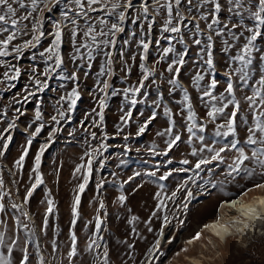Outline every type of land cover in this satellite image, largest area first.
<instances>
[{
  "label": "rangeland",
  "instance_id": "obj_1",
  "mask_svg": "<svg viewBox=\"0 0 264 264\" xmlns=\"http://www.w3.org/2000/svg\"><path fill=\"white\" fill-rule=\"evenodd\" d=\"M28 2L25 0V3ZM141 2L133 0L134 7L126 11L123 22L117 20L118 12L123 8L117 9L116 15L97 11L89 12L85 17L78 14L76 6L69 0H59L58 5H50L51 11L41 4L39 7L43 11L33 14L41 20L40 30L45 33L42 37L45 40L39 48L22 51L25 42L32 38L31 22L23 21L27 29L22 28V33L30 32V35L22 37L25 34H18L8 46L9 55L0 56L3 62L0 63V132L7 128L8 123L15 124V128L4 133L5 137L11 135L12 140L4 155L0 156V178L4 181L2 191L5 193L0 199V204L4 205V210L0 211V233H4L5 237V243L0 245V254L11 264H20L25 247L29 253V264H41V257L43 264H104L105 259L107 264H147L149 249L161 236L162 227L165 229L161 236L164 241L158 250L159 258L153 264H194L195 261L203 264H264V222L252 225L247 234H230L224 240L214 237L205 227L220 217V206L225 199L243 197L249 201L255 195H264V187H256L264 185V174H261L264 169L253 161H246L249 169H255L252 176L244 172L228 175V165L238 155L236 149L221 153L222 161H212L202 165L200 170L195 169L199 159H211L214 155L210 149L218 150L230 144L233 138L240 141L238 149L251 155L253 146L247 145L245 140L247 128L253 126L254 120L245 96L253 94L254 87L259 86L257 81L264 75V59H261L264 56V25L260 29L262 35L253 42V51L248 57L252 63L244 64L234 58L242 54L243 46L252 34L248 29L255 28L256 21L251 13L258 10V0H192L191 11L187 0H182L179 11L186 18L182 22L176 17V6L172 0L173 25L180 23L179 33L164 31L166 8L161 7L157 12L153 3L155 0H148L149 13L145 19L140 11ZM166 2L160 0L162 5ZM216 3L220 4L219 11L215 10ZM13 6L18 16L25 14L18 5ZM94 7L99 8V5ZM65 11L69 12L67 19L63 16ZM101 18L107 24H100ZM73 20L75 24L71 23ZM58 22L63 29L60 46L63 63L55 72L48 71L45 76L47 66L54 61H48V54L42 56L41 53L51 44L53 36L50 33H54V25ZM114 22L124 29L116 33L114 47L102 43L92 45L90 38L83 35L89 25H94L97 32H108ZM209 24L212 28L208 27ZM74 28L77 31L75 38L71 35ZM6 35H0V39ZM109 38L97 36L98 41ZM141 40L149 43L147 53L143 51ZM197 40L199 44L195 43ZM81 43L91 46L80 48V54H77L75 48ZM16 47L20 48V52L13 51ZM165 48L173 51L165 55ZM209 50L212 68L206 63ZM109 51L112 52V64L107 66L105 53ZM179 54L184 58L179 74L169 72L168 65L179 59ZM142 55L145 57L143 60ZM141 63L152 70L142 87L139 84L142 79ZM102 66L110 67L112 75H99ZM16 68L20 69L16 79L5 77V72L15 76ZM237 68L247 73V85L239 79L241 73L235 71ZM73 72L78 79L70 78ZM197 73L205 77L199 82V87L192 82ZM174 75L177 76V84H170ZM229 77L234 84L235 99L239 102L237 136L216 137V125L224 123L234 106L229 105L224 115L212 121L206 116L209 108L201 97L203 91L208 90L217 97L231 98L225 91ZM212 79L217 81L214 89L210 87ZM36 80H40L41 84L37 85ZM105 80L109 87L102 92ZM137 87H140L139 92H125V89ZM39 88L43 90L38 91ZM73 88L79 91L80 98L69 111L67 96ZM184 90H187L197 113V123L204 125V131L196 128L189 133L186 130L189 122L185 118ZM100 98H105L107 105L102 122L97 115ZM226 99L217 106H221ZM203 101L208 105L213 103L207 97ZM165 109L170 110L168 114ZM37 111L41 113L40 120H36ZM61 111L65 113L62 119L58 115ZM153 112L156 116L149 121ZM52 116H56L59 122L52 121ZM145 122V132L137 135ZM40 124L44 127L33 139L23 168H17L15 161ZM169 127L173 128L171 134H158L165 133ZM53 128L56 131L49 137ZM92 132L96 133L95 138L91 136ZM175 134L181 135V141L169 150L167 142ZM201 136L203 140L199 138ZM101 143L107 148H100ZM2 144L0 140V150H3ZM44 144L48 145L40 164L44 183L24 203V195L33 183L29 177L34 175L35 156ZM204 145H208L209 149L192 154L193 148L199 149ZM93 149H97L93 172L81 194L76 226L71 229V206L84 170L76 175L74 172L77 165L86 163L85 152ZM81 157H84L83 161ZM100 160L104 161L103 166ZM152 172L156 175H150ZM167 172L171 175L160 180L159 177ZM101 181L102 186L98 188ZM186 181L187 189L192 192V197L187 200L186 190L178 191ZM46 189L50 190V196L46 197ZM173 192L177 193L176 197L169 199ZM121 195L126 197L123 203L118 199ZM47 199L54 201V211L48 215L45 229L43 220L48 207ZM100 200L104 202L103 209L99 208ZM161 201L165 207L157 209ZM14 203L20 208H13ZM178 204H187V209L177 208ZM153 212H156L155 216ZM230 214L231 210L223 212L224 217L231 220ZM97 215L103 220L99 239L93 236ZM164 216L170 223L164 224ZM133 217L136 219L133 220ZM23 225H27V230ZM253 227H256L254 233ZM71 231L76 235L77 255L69 260ZM197 232L202 234L201 237L193 239ZM90 238L96 239L99 246L89 249ZM12 240L17 243L12 245ZM53 240L57 245L55 252ZM9 247L12 248L10 253ZM105 251L108 253L106 258L103 256Z\"/></svg>",
  "mask_w": 264,
  "mask_h": 264
},
{
  "label": "snow or ice",
  "instance_id": "obj_2",
  "mask_svg": "<svg viewBox=\"0 0 264 264\" xmlns=\"http://www.w3.org/2000/svg\"><path fill=\"white\" fill-rule=\"evenodd\" d=\"M205 2H207V0H205ZM69 3H73L76 6V9L78 11V14L83 15L85 17L88 16L89 12H97V11H104L106 13V15H116L117 14V9H121L123 8L124 10H121L118 12L117 15V20L119 22H123L126 18V11L132 7H134V3L133 0H123V3H121V0H115V2H110V0H69ZM175 6H176V17L179 18V21H184L186 18L181 14V12L179 11V6L182 3V0H174ZM187 3L189 5V11L192 10L191 5H192V0H187ZM14 4L18 5L19 9L23 10L25 12L24 15L22 16H18L17 15V9L13 6ZM43 4L44 9H47L48 11H51V7L50 5H58L59 4V0H29L28 3H25V0H12V2H10V0H0V35L7 33L6 37L3 39H0V56H8L9 52L7 51L8 46L10 45V43L12 41H14L17 37L18 34H26V33H22V28L27 29V25L23 24V21H30L32 24V27L30 29L31 33H32V38L28 41L25 42L24 47H35L36 44H39L41 41V38L45 35V33L40 30L42 27V22L41 20L37 19L33 14L38 12V11H43V9H41L39 6ZM155 10L158 12L159 9L161 7L166 8L167 11V19L164 22L163 28L164 31L167 32H171V33H179L181 31V26L180 23L178 22L176 25H173V11H174V7H173V2L172 0H167V2L165 4H160V0H155ZM95 5H99V8L94 7ZM87 6V8H86ZM258 10L254 11L251 13L253 19L256 21L255 24V28L254 29H248V31H250L252 34L251 36L248 38V41L246 44H244L243 49H242V54L237 55L234 59L239 60L241 62H243L244 64H251L252 61L251 59H249L248 57L251 56L252 51H253V42L257 40V38L259 36L262 35L260 29L261 26L264 25V0H258ZM220 9V4L216 3L215 4V10L219 11ZM141 14L144 16L145 19H147L148 13H149V6H148V0H142L141 2ZM63 16L65 19H67L69 17V12L65 11L63 13ZM204 18V17H201ZM71 23L75 24L76 21L73 20L71 21ZM100 24H107V21L103 18L100 19ZM55 27V31L54 33H50V35L53 36V39L51 41V44L49 45V47L44 49V52L41 53V55L43 56L45 53H47V60L48 61H54V64H49L47 66V69L44 73L45 76H47L48 71H52L55 72V70L57 68H60L62 63H63V59L60 53V46L62 43V36H63V30L60 26V23H56L54 25ZM209 28H212V24L208 25ZM124 29L122 27H120V24L118 22H114L111 24L108 32H97L96 28L94 25H89V27L87 28L86 31H84L83 35L85 37L90 38L91 40V44L92 45H99V44H103L105 46H110V47H114L115 45V35L117 32H122ZM38 33V34H37ZM71 35L73 38H75L77 36V31L75 30V28L72 30ZM97 36H109V39H104L102 41H98L97 40ZM209 40L212 39L211 36L208 37ZM33 41H35V43H33ZM73 43H75V40L73 39ZM195 43L199 44L200 41L197 40L195 41ZM140 44L142 45L143 51L144 53H147L148 49H149V43L145 42L144 40L140 41ZM91 45H89L88 43H81L78 47L75 48V52L77 54H80V48H84V47H90ZM212 45L209 44V49H211ZM13 51L15 52H20V48L16 47L13 49ZM164 54L167 55L168 53L172 52L173 49L171 48H165L164 50ZM89 56H91V52L88 53ZM105 57H106V65L110 66L112 64V52H106L105 53ZM75 59V57H73ZM81 58L82 55H81ZM145 57L142 55L141 59L143 60ZM261 59H264V56L261 57ZM0 63H3L2 61H0ZM207 65L209 68L213 67V60H212V54L211 51L209 50L208 52V59L206 61ZM184 64V58L182 54H179V59L173 60L171 64L168 65V71L169 72H174L176 74H179L180 72V66H182ZM173 65H178L176 67H173ZM88 67L91 68V64H88ZM140 68L142 70V79L139 81L140 87L143 86L144 81L147 80L149 78V76L151 75L152 70L148 69L147 67H145L144 63L140 64ZM15 71V76H9L7 72L4 73L5 77H7L8 79H16L19 75H20V69L16 68L14 69ZM236 72L241 73V75L239 76V79L241 81L244 82L245 85H247L248 83V79H247V73L244 72V70L242 68H237L235 69ZM88 73L86 72L85 75H87ZM99 75L104 76V75H112L111 69L110 67H105L102 66L100 69V73ZM72 79H78L77 74L75 72H73L71 74ZM205 77L203 75H201L200 73H197L195 75V77L193 78V84H195L197 87H199V82L204 80ZM35 83L37 85L41 84L40 80H36ZM170 84H177V76H173V78L169 81ZM257 85H259L258 87H254V91L253 94L251 96H245V100L248 102L249 108L253 111V120H254V124L253 126H250L247 128V137L245 140V143L249 146H253L252 147V151H251V155H248L245 153V151L243 149H238V144L240 143V141L238 139L233 138L230 142V144H225L221 147H219L218 150L216 149H210L211 151L214 152V155L211 156V159H207V158H201L199 159L196 164H195V169L196 170H200L202 165H208L210 164L212 161H222L223 157L221 155V153H225L226 151H231L233 149H236L238 152V155L234 158L233 162L228 165L230 171L228 173V175H232L233 173L235 174H240L241 172L246 173L248 176H252L253 173L255 172V169H249L246 166V161H253L254 163H256L257 165H259V167L261 169H264V91H262V89H264V75H261L259 80L257 81ZM217 86V81L215 79H212L210 81V87L211 88H216ZM109 87L108 82L105 80L103 82V89H101V91L103 92L104 89H107ZM140 87H137L135 89H125V92H129V91H135V92H139L140 91ZM42 88H39L38 91H42ZM225 91L227 92L228 96L231 98H225L223 95H221L220 97H217L215 95L212 94V92L208 91V90H204L202 93V102L205 103V106L209 108V110L206 112V116L208 118H210V120L215 121L217 119L218 116H222L225 114V110L229 107V105H233L234 106V110L231 111L230 114L227 115L226 120L224 121V123L222 124H217L216 125V131L214 133V135L216 137H236L237 136V127H236V117H237V112L239 110V102L235 99V95H234V84L231 80V78L229 77V80L227 82V87L225 89ZM29 95H34V93H29ZM207 97L209 98L211 101H213V103L211 105H208L206 101H203V98ZM80 98V93L76 88H73L72 91L68 94L67 96V100L69 101V111L72 110V108H74V106L76 105L77 101ZM25 99H27V97H25ZM61 99H65V97H61ZM226 102L222 103L221 106H217V103L219 102ZM184 100L186 102L185 107L187 108V114H186V119L189 122L186 125V130L189 133H193V129L199 128L200 131H204V125L203 124H198L197 123V113L196 111L193 109V106L190 102V97L188 95L187 90H184ZM133 103H135V101H133ZM98 104H99V111L97 112V115L99 117V120L102 122L104 119V109L107 106L106 105V100L105 98H100L98 100ZM259 110V111H257ZM17 111H19V109H17ZM170 110L165 109V113L168 114ZM183 114V110L182 113ZM21 115H23V113H21ZM59 117L62 119L65 116L64 112H59L58 113ZM128 115L130 116L131 113H128ZM156 116V113L153 112L152 116L149 117V121L154 119ZM41 119V113L39 111L36 112V120H40ZM52 121L58 123L59 121L57 120L56 116H52ZM122 120L125 119V117H121ZM174 123V122H173ZM44 125L40 124L39 126H37L35 128V130L32 132L31 136L28 138L27 140V144L26 146L23 148V151L21 153V155L19 156V158L15 161V166L17 168L22 169L24 166V161L26 156L28 155L29 152V147L32 144L33 139L41 132V130L43 129ZM15 128V124L14 123H8L7 128H5L3 130V132H0V140L3 141L2 144V149L0 150V156L4 155V152L8 149L9 147V142L12 140L11 135H8L7 137L4 136V133L9 132L10 129ZM147 128V122H145V124L143 126H141L138 130L137 135H140L142 133L145 132ZM56 131L55 128H53V131L49 133V137L53 136V133ZM173 132V128L169 127L165 130V133H158L159 135H164V134H171ZM259 133V135L257 134ZM91 136L93 138L96 137V133L92 132ZM107 137L105 136V139ZM201 140L204 139L203 136L199 137ZM179 141H181V135L180 134H175L173 136V138L167 142V149L171 150ZM48 147L47 144H44L41 146L40 150L37 152L35 159H34V165L32 168V173L34 175H30V179L33 180V183L31 184V186L27 189L24 198H23V202L27 203L29 201V199L31 198V196L33 195V192L35 191V189L40 186L41 184L44 183L43 180V176L42 173L40 172V164H41V156L43 154V152L45 151V149ZM100 148H107V145L104 143H101L99 145ZM206 149H209L208 145H204L202 147H200L199 149L193 148L192 150V154L196 155L197 152L203 153ZM96 153H97V149H93L91 152L86 151L85 152V156L87 157V161L86 163H81L79 165L76 166L74 175L81 173L82 170L83 171V176H82V182L78 184L77 186V190H76V194L74 196L73 199V203L71 206V215H72V219L70 221V225H71V229H74L77 223V219L79 216V206H80V202H81V194L84 192L89 179L91 177V174L93 172V163L94 160L96 159ZM81 160H84V157H81ZM100 165L103 166L104 161L100 160L99 161ZM185 164L188 163L187 160L184 161ZM264 174V173H261ZM138 175V173H137ZM150 175L155 176L156 172H152L150 173ZM171 175L170 172H167L163 175H161L159 177L160 180H165L167 179V177ZM196 175H199V171L196 172ZM131 179V177L129 178ZM191 179V178H189ZM103 181H101L97 187H101L102 186ZM194 183V181H193ZM3 184L4 181L2 178H0V199L3 198V196L5 195V193L2 191L3 188ZM161 187H163V185H161ZM256 187H264V185H256ZM180 190H186V195H185V199H190L192 197V192L190 189H187V181L185 182V184H182L180 186V188L178 189V191ZM177 195L176 192H173L171 194V197L169 199L175 198ZM50 196V190L46 189V197ZM157 196H159V193H157ZM119 201L121 203H123L126 200V197L124 195H121L119 198ZM262 203H264V201H261ZM47 210H46V215L44 217L43 220V225L44 228H47V224H48V215L52 214L54 211V201L52 199H47ZM12 207L15 209H19L20 205L18 204H12ZM162 207H165L163 204V201H161V203L157 204V209H161ZM177 208H183V209H187V204H183V205H176ZM99 208L103 209L104 208V202L103 200H100L99 202ZM4 210V205L0 204V211ZM251 211V210H250ZM25 215H27V213H25ZM156 215V212H153V216ZM247 215V213H246ZM133 220L136 219V217L132 218ZM257 219H260V217H257ZM163 222L164 224H168L170 223L169 219L167 216L163 217ZM0 223H2V221H0ZM129 223H131V221H129ZM181 224L184 223L183 220L180 221ZM103 224V220L100 218L99 215H97L95 217V231L93 233V236L96 237L97 239H99V232L101 230V226ZM206 228H213L216 229V225H205ZM220 228L224 229L225 231L226 226L225 225H219ZM244 227H248L247 224L244 225ZM23 228L25 230H27V225H23ZM243 229H237V231H242ZM149 231H152L151 228H149ZM215 234L217 236L220 235L219 231H216ZM71 235V246H70V250L68 252V256H69V260H71L72 257H75L77 255V239H76V235L74 231H71L70 233ZM160 235L163 236V227L161 228L160 231ZM201 233L197 232L195 234V236L193 237V239H199L201 237ZM91 239V238H90ZM171 242V241H169ZM5 243V237H4V233H0V245H3ZM12 245H15L17 243L16 240H12L11 241ZM160 244L161 241L160 239H157L153 245L152 248L149 249V257H148V261L147 264H153L155 259H158V250L160 248ZM52 245H53V251L55 252L57 249V245H56V241L53 240L52 241ZM93 246L98 247L99 245H97V240L96 239H91V243L89 245V249H91ZM131 247V245L129 246ZM12 251V248L9 247L8 248V252L10 253ZM23 255L22 258L20 260V264H29V253H28V249L25 247L22 249ZM108 255V253L105 251L103 253V256L106 258ZM0 264H11V262L9 260H7L3 254H0ZM41 264H43V258L41 257ZM104 264H107V260L105 259Z\"/></svg>",
  "mask_w": 264,
  "mask_h": 264
},
{
  "label": "bare ground",
  "instance_id": "obj_3",
  "mask_svg": "<svg viewBox=\"0 0 264 264\" xmlns=\"http://www.w3.org/2000/svg\"><path fill=\"white\" fill-rule=\"evenodd\" d=\"M261 201H264V195H255L253 196V199L249 201L244 200L243 197H233L227 200L225 199L220 206L222 211L220 217L218 216L216 219L208 223V225L215 224L217 226L216 229L207 228L208 232H210L214 237L220 240L227 239L229 238L230 234L234 233H237L239 235L247 234L250 230H252V225L256 224V226H258L259 224L264 222V203H262ZM230 210L232 211V214H230L232 215L231 218H233L231 220L224 217L223 215L224 211ZM257 217H260V219H257ZM245 224H247L248 227L245 228ZM219 225H225L227 230L225 231L224 229L220 228ZM237 229L243 230L237 231ZM255 229L256 227H253V233L256 231ZM163 230L165 229L163 228ZM216 231L220 232L219 236L215 234ZM159 239L162 244V242L164 241L163 237L160 236ZM194 264L203 263L200 261H195Z\"/></svg>",
  "mask_w": 264,
  "mask_h": 264
},
{
  "label": "trees",
  "instance_id": "obj_4",
  "mask_svg": "<svg viewBox=\"0 0 264 264\" xmlns=\"http://www.w3.org/2000/svg\"><path fill=\"white\" fill-rule=\"evenodd\" d=\"M63 30V29H62ZM38 34V33H37ZM28 35H30V32H27L25 35H23L22 37H24V36H28ZM45 40V38H41V41H40V43L39 44H36V46L35 47H22V51H34V50H36V49H38L39 48V46H40V44L43 42ZM33 43H35V41H33Z\"/></svg>",
  "mask_w": 264,
  "mask_h": 264
}]
</instances>
